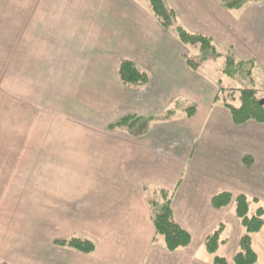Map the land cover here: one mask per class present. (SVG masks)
<instances>
[{"label": "crops", "instance_id": "0c3cea01", "mask_svg": "<svg viewBox=\"0 0 264 264\" xmlns=\"http://www.w3.org/2000/svg\"><path fill=\"white\" fill-rule=\"evenodd\" d=\"M194 2L196 33L238 61H253L247 80L264 91V0L237 12L219 0L187 3ZM162 30L142 0H0V243L6 235L8 246L0 245V260L48 264L51 253L65 251L68 264H213L204 243L232 222L233 261L243 234L235 204L216 210L211 201L228 192L257 199L250 211L264 208V124L235 125L226 108L215 106L216 87L204 93L183 48ZM124 60L149 76L148 85L120 81ZM178 95L195 101L191 117L151 129L146 122L131 131L108 129L122 116L152 122L160 104L172 109ZM151 188L173 195L175 219L191 235L188 247L170 252L154 244ZM121 198L128 229L94 239L91 255L55 246L62 236L49 245L38 238L48 225L40 215L48 201L65 211L68 226L93 218L89 202L110 209ZM16 225L32 228L21 246ZM254 240L257 264H264ZM201 252L212 260H201Z\"/></svg>", "mask_w": 264, "mask_h": 264}, {"label": "trees", "instance_id": "16d2710c", "mask_svg": "<svg viewBox=\"0 0 264 264\" xmlns=\"http://www.w3.org/2000/svg\"><path fill=\"white\" fill-rule=\"evenodd\" d=\"M222 7L229 12H237L250 4L261 2L262 0H219ZM152 15L159 24L166 30H174L179 41L191 47H199V62L206 63L210 60H217L225 57V67L223 69L224 76L232 80L251 79L255 63L238 61L235 56L219 50L214 41L204 35L191 33L183 27L176 25L177 13L171 8L167 0H149ZM190 68L197 71L199 63L186 58ZM120 81L125 85L146 86L150 79L149 76L139 70L134 62L124 60L119 67ZM223 99V107L230 114L235 125L241 126L248 122H257L264 124V101L259 97L258 91L255 89H238L230 88L229 90L221 89L218 91L215 102ZM237 104V105H236ZM195 107L187 110L188 116L191 117L195 112ZM135 120V121H134ZM151 118L139 116H126L120 121L108 126L109 130H117L126 128L131 131L138 121H150ZM138 132H141L138 131ZM250 157L244 158V162L248 165L252 164ZM162 204L157 201H151L152 222L156 235L162 236L164 239V247L170 252L186 248L191 243V235L186 231L175 219L172 207V194L167 191L161 192ZM234 202L235 215L240 221L245 232L242 234L238 252L233 258V264H257L258 254L253 248V235L258 234L264 228V208L260 206L254 215H250V204L258 203L257 199L251 200L246 195L234 197L228 192H221L212 198V207L216 210L227 208ZM225 224L220 226L207 237L204 246L206 251L214 256L213 264H229L224 257L217 256V252L222 244L225 243L223 233ZM54 245L59 248H67L83 255H91L96 251V244L91 239L71 237L56 239Z\"/></svg>", "mask_w": 264, "mask_h": 264}, {"label": "rangeland", "instance_id": "374dc122", "mask_svg": "<svg viewBox=\"0 0 264 264\" xmlns=\"http://www.w3.org/2000/svg\"><path fill=\"white\" fill-rule=\"evenodd\" d=\"M168 4L171 8H173L176 13H177V20H176V25L183 27L187 31L191 33H196L197 27L199 25L198 19V9L197 5L194 2L192 3H187L188 0H183L178 2L179 0H167ZM144 7L149 8V12H151L150 8V2L149 0H142ZM153 16V15H152ZM153 19L155 20L154 16ZM160 27H162L160 25ZM161 29V28H160ZM164 31V36H168L169 39H174L176 43L179 44L181 48L184 50V55H186V58H189L192 61H196L200 64L199 62V47H191V46H185L183 45L174 30H162ZM199 34V33H196ZM223 49V48H222ZM221 52L225 53L223 50L220 49ZM172 55V54H171ZM174 59L176 61L179 60L177 55H174ZM225 67V57L219 58L217 60H210L206 63L200 64L199 68L197 71H192V73L195 76L198 82H201V86H203V91L204 93H208L210 90L216 87L217 93L221 89H226L229 90L230 88H238V89H253L255 88L258 90L259 87L251 84L250 80H232L229 79L228 77L224 76L223 74V69ZM216 93V94H217ZM259 97L262 98L264 101V91H259ZM175 103H171L170 108H165V104H160L159 109L157 113H154L153 117L154 120L151 121H143L146 122L144 124L145 127H150L154 128L156 127V122H180L186 117L187 110L195 105V101H193L192 98H186L182 97L180 95L175 96ZM204 102V101H202ZM223 99L220 98L219 101L215 102V106L217 107H223ZM237 105V104H236ZM196 106V105H195ZM224 108V107H223ZM156 110V111H157ZM170 110L171 113L168 114L167 111ZM155 111V112H156ZM117 112V111H116ZM113 114V111H112ZM136 116V115H135ZM123 118H116L114 120L120 121ZM135 121V120H134ZM141 122V121H138ZM154 122V124H153ZM143 126V125H142ZM140 131V130H137ZM141 132H145L144 130ZM81 179V178H80ZM81 181V180H80ZM85 181V179H84ZM166 191L161 188H151L149 191V197L148 200L151 198L152 201H157L160 204H162V196L161 192ZM170 192V191H169ZM127 198L131 196L130 193H126ZM171 194V192H170ZM101 195V194H99ZM103 195V194H102ZM120 195L112 194V199H117L119 198ZM122 203L119 204L116 202L117 200L110 201V209H107V205L103 204L102 200L95 201L93 203L89 202V207L91 208V213L93 214V218L88 221H84V223L80 222L79 225H68L66 226L65 223L63 224V221H61L62 217H65V211H60L55 208V205L52 202L48 201L47 202V210L44 212H41V216L43 215L48 223V225H45L43 227H39L40 235H38V238L40 240H46L47 244L50 243L51 240H53L54 236H62L63 238H71V237H79V238H86V239H91L94 241V239H99L101 236H104L105 234H111V233H119L123 231H126L128 227H126L125 224V218L127 219V212L130 213V211L127 208L128 203L126 204V201H123ZM49 206V207H48ZM132 207V205H130ZM38 212V211H37ZM70 212L69 209L66 211ZM255 211L253 208L250 211V215H254ZM235 215V214H234ZM108 223V225H106ZM240 223V221H239ZM224 224L227 226V229L225 230V234L223 235L224 239H227V245L222 244L219 251L217 252V256H222L226 258L228 261L229 259L232 260V257H230V248L232 246V243L234 241V236L238 234V228L235 227V225L230 222ZM241 225V224H240ZM242 227V226H241ZM32 228L30 227H22L21 225H16L15 227V233H16V245H22L23 244V239L26 238L25 233H27L29 230ZM242 232L244 234L245 230L242 227ZM25 230V233H24ZM27 230V231H26ZM37 230V232H39ZM24 233V237L22 238L21 235ZM19 234V236H17ZM11 235L9 236V238ZM34 237V235L32 236ZM256 238L253 237L254 240V247L256 250L259 252V255L261 259L263 258V252H264V231L259 234V236H255ZM4 240L3 242L0 243L3 244V247H8L7 244L5 243L7 241V236L4 235ZM61 238V239H63ZM20 240V241H19ZM50 240V241H49ZM18 242V243H17ZM95 242V241H94ZM96 244V243H95ZM157 246H164V239L162 236L156 235V240L155 243ZM49 245V244H48ZM239 250V249H237ZM58 255V256H57ZM36 260V258H34ZM70 259L69 254L66 253L65 251H62V253H56L53 252L51 253V256L48 258V264H68L67 261ZM200 259L207 261L212 260V256H209V254L206 252H201L200 253ZM11 260L12 263H6V261ZM17 258L10 257L9 258H2L0 261V264H18L17 263ZM230 264H233V262L229 261Z\"/></svg>", "mask_w": 264, "mask_h": 264}]
</instances>
